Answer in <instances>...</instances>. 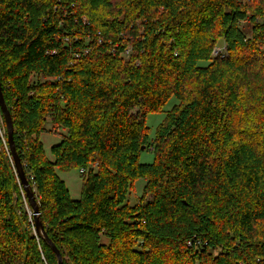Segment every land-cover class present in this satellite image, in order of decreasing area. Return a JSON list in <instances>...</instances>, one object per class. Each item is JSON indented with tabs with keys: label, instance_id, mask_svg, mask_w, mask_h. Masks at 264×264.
<instances>
[{
	"label": "trees",
	"instance_id": "1",
	"mask_svg": "<svg viewBox=\"0 0 264 264\" xmlns=\"http://www.w3.org/2000/svg\"><path fill=\"white\" fill-rule=\"evenodd\" d=\"M0 81L63 264H264V0H0ZM172 98L152 141L146 118ZM48 123L67 131L54 160ZM73 169L80 200L58 175ZM24 196L1 148L0 264L41 248L58 264Z\"/></svg>",
	"mask_w": 264,
	"mask_h": 264
},
{
	"label": "rangeland",
	"instance_id": "2",
	"mask_svg": "<svg viewBox=\"0 0 264 264\" xmlns=\"http://www.w3.org/2000/svg\"><path fill=\"white\" fill-rule=\"evenodd\" d=\"M114 1L117 2V0H114ZM118 1H120V0H118ZM242 28L249 36L251 35V33H252V25L251 24L245 23L242 25ZM217 48H219V49L226 48L225 49V55L228 56L227 47L225 45H223L221 43L218 45ZM129 53H130V49L127 50L126 56H128ZM46 80H48V79H45L43 77L34 76L33 79H31V82L32 83H36L38 81L45 82ZM176 104H178L177 100L175 98H172L161 113L152 114V115L147 116L146 127L149 129V133H150L149 135H150L152 141H155L157 129L163 123L167 113ZM130 114L133 118H136L139 121H141L142 115H143L141 103L134 104L130 110ZM46 128H47V132H44L40 136V140L44 145V150H45L46 156L49 159L54 160V156L51 152L52 147L61 143L62 138L64 135L67 134V131L63 130V131H60L59 134H53V133L49 132L52 129L51 123H48L46 125ZM153 152H154L153 148L151 147L148 152L143 153V155L141 156V159H140L141 163L152 164L154 161ZM23 167H24V165H23ZM58 175L66 183L67 188L69 189V191L71 193V197L73 198V200H80L81 196H82V190H83V177L81 176L80 171L77 169H73V170L68 171V172L58 171ZM145 184H146V182L144 180H140L135 184L134 188L132 189V192L129 195V203L131 204V206H135L137 204L139 198L142 197ZM148 199L150 200L151 196H149ZM27 200H26V196H24L23 208L26 210V212L29 215V222L31 223L32 229L34 231L35 220H34V216H33V211H32V208H31V206ZM37 238H38L37 242H40L39 240L41 238H39V237H37ZM104 242H106V239H104ZM40 252H41V259L43 260V256L45 258H46V256H45L42 248L40 249ZM47 262H48V260H47ZM48 264H49V262H48Z\"/></svg>",
	"mask_w": 264,
	"mask_h": 264
},
{
	"label": "water",
	"instance_id": "3",
	"mask_svg": "<svg viewBox=\"0 0 264 264\" xmlns=\"http://www.w3.org/2000/svg\"><path fill=\"white\" fill-rule=\"evenodd\" d=\"M0 110L5 120V124L7 128V135H8V145H9L11 156H12L15 168H16V173H17V176L22 185L24 193L33 211V216L35 220V233L37 237L44 240V242L52 248V250L54 251L58 259V264H63V257H62L60 250L56 247V245L49 238L48 234L45 231L43 222L41 221L40 205L37 200L36 192L32 188L29 182L26 171L23 167L22 160L17 152V147H16V143L14 139L13 118L6 104V100L3 94V90H2L1 81H0Z\"/></svg>",
	"mask_w": 264,
	"mask_h": 264
},
{
	"label": "built area",
	"instance_id": "4",
	"mask_svg": "<svg viewBox=\"0 0 264 264\" xmlns=\"http://www.w3.org/2000/svg\"><path fill=\"white\" fill-rule=\"evenodd\" d=\"M225 49H219L216 48L214 50V55L215 56H219L222 55L223 57H225ZM1 148H5L9 153L10 149H9V145H8V135H7V128H6V124H5V120L4 117L2 116V113L0 111V149ZM26 168V165L24 166ZM81 175L84 173V171L82 170ZM31 180H33V178H31ZM34 231H35V225H34ZM36 234V233H35ZM41 264H48L46 258L43 256V260L41 262Z\"/></svg>",
	"mask_w": 264,
	"mask_h": 264
}]
</instances>
